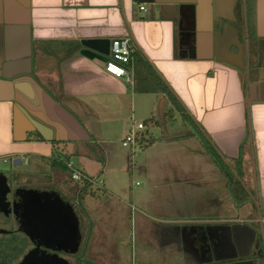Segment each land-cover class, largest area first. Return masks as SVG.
<instances>
[{
  "label": "crops",
  "instance_id": "0c3cea01",
  "mask_svg": "<svg viewBox=\"0 0 264 264\" xmlns=\"http://www.w3.org/2000/svg\"><path fill=\"white\" fill-rule=\"evenodd\" d=\"M93 38L133 41L132 83L81 55V41ZM133 128L152 153L142 169L156 173H143L150 185L128 196L137 226L173 220L153 229L156 264H264V0H0L6 194L37 187L42 195L54 180L76 204L91 198L98 209L116 196L109 177L128 171L122 143ZM196 130L228 162L241 161L250 194L242 204ZM17 158L25 169L13 166ZM57 158L100 178L102 191L87 190L80 203ZM90 231L80 247L93 258Z\"/></svg>",
  "mask_w": 264,
  "mask_h": 264
},
{
  "label": "rangeland",
  "instance_id": "374dc122",
  "mask_svg": "<svg viewBox=\"0 0 264 264\" xmlns=\"http://www.w3.org/2000/svg\"><path fill=\"white\" fill-rule=\"evenodd\" d=\"M140 118L142 121L144 120L143 117ZM154 128L150 124L148 130H150L152 136L157 137L159 135ZM151 155V152L145 154L143 150H138L134 159L131 154L129 155L128 165L126 162L128 171L123 174L122 172L113 174L108 179L113 188L112 190L116 194L115 198L99 204L98 209L93 207L94 203L90 202L91 198H88L84 204H76V200H72L74 195L71 193H67L66 196L63 195L62 186H57L53 180L51 183L53 186L46 185L43 190L46 195L37 194L39 190H42V188L37 187L29 192L25 191L26 197L29 195L28 200L22 214L18 217L13 202L11 203V193L6 194L1 189L4 186L3 180H0V236H7L10 232L16 231L20 233L19 237L24 240L25 238L22 236L24 233H30L33 237L40 238L41 234L49 235L50 230L53 231L56 234V243L48 241V244L50 243L49 248L41 249L37 253L41 254L50 250L44 256L47 258L51 254V258L46 259V264H156L157 260L153 257L154 249L151 243L153 229H167L171 226L173 220L166 219L168 221L165 222L163 218L160 223L146 217L145 228L151 227L149 228L151 230L150 241H147L144 239L146 238V229L143 230L144 227L140 226V223L137 226L138 212L130 208V200L128 199L131 192L136 193L141 187L150 185L151 182L148 181L147 183L145 175L142 176L143 173L151 174L152 172L155 176L156 173L153 169H146V171L142 169L145 166L146 159L149 157L150 160L152 159ZM77 161L75 158L74 162ZM11 167L13 166L9 165L6 169ZM26 167V165L21 166L23 169ZM95 167V164L90 165L93 170ZM68 176L70 177L69 170ZM22 177L19 176V181L15 178L13 180L20 184V181L23 180ZM100 191L102 190L94 188L93 194L96 193V196ZM52 194L54 196L51 203H47ZM84 205L91 210L90 218L92 220L89 219ZM83 212L89 220L86 221ZM148 215L150 218H158L152 210L148 212ZM55 217L59 219L58 224H53ZM92 226L94 227L93 231H90ZM84 230H88L92 234L93 239L89 246L92 252L91 255L95 256L93 258H90V254L83 252L80 247L83 242ZM24 241L27 243V240ZM77 245L80 247L78 251ZM29 251L30 245L27 243L24 254L14 264H18ZM62 251L69 253L72 257H68L69 254H64Z\"/></svg>",
  "mask_w": 264,
  "mask_h": 264
},
{
  "label": "trees",
  "instance_id": "16d2710c",
  "mask_svg": "<svg viewBox=\"0 0 264 264\" xmlns=\"http://www.w3.org/2000/svg\"><path fill=\"white\" fill-rule=\"evenodd\" d=\"M135 62L136 64L141 62V58L139 57V55L135 56ZM161 88L162 90H164L163 87ZM172 100L175 104H177L176 100H174L173 98ZM179 108L181 107L179 106ZM195 135L198 137L199 141L201 142V145L204 148L208 157L216 164L220 172L226 178L228 188L232 193L236 204L238 205L242 204L244 201L248 199L250 194L242 186L241 183V161H235L233 163L228 162L223 156H221L218 153V151L213 147L212 143L204 135H202V133H199L196 130ZM149 145H151V143ZM69 160H70L69 158L68 159L57 158L54 161V167L68 174L67 163L69 162ZM87 195H88L87 189L81 190L78 193V201L81 203V201ZM26 247H27V243L19 236H15L11 234V236L7 235L1 237L0 264L17 263V261H19L21 256L24 254Z\"/></svg>",
  "mask_w": 264,
  "mask_h": 264
},
{
  "label": "built area",
  "instance_id": "2783aa9c",
  "mask_svg": "<svg viewBox=\"0 0 264 264\" xmlns=\"http://www.w3.org/2000/svg\"><path fill=\"white\" fill-rule=\"evenodd\" d=\"M140 9L141 11H146L145 7ZM135 51L136 47L130 38L113 40L111 42L109 60L105 63L106 72L117 79H125L128 83H132L129 66L134 63L133 55ZM143 128V123L137 125V130H142ZM141 141L140 134L133 128L122 143L123 147L130 151L133 159L138 150L143 148ZM67 169L70 171V180L77 186L79 192L85 189L94 190V188L101 189L103 187V182L100 178L89 177L79 170L73 162L69 161L67 163Z\"/></svg>",
  "mask_w": 264,
  "mask_h": 264
},
{
  "label": "flooded vegetation",
  "instance_id": "af4514ba",
  "mask_svg": "<svg viewBox=\"0 0 264 264\" xmlns=\"http://www.w3.org/2000/svg\"><path fill=\"white\" fill-rule=\"evenodd\" d=\"M25 191H22L20 190L19 188H15L13 192H11V203L13 202V205H14V208L16 209L17 211V216L20 217V215L22 214L23 212V209H24V206L28 200V196L26 197L25 195ZM42 195H46L45 191H41ZM49 196V195H48ZM53 194H52V197H49L50 200L47 202V203H51L52 201V198H53ZM59 222V219L57 217H55V220H53V224H58ZM46 226V225H45ZM17 231H19L17 229ZM15 235V236H19L20 233H17L16 231H13V232H10L8 235ZM56 234H54L53 231L50 230V233L49 235H46V234H43L42 237L40 238H35L33 237L32 235L29 234H26L24 233L22 236L25 238L24 240H27V243L30 245V251L28 252V254H26L24 256V258H22V260L18 263V264H24L26 262V264H46V259L48 258H51V254L48 255V257H44L46 255V252H49V251H45V253H39L37 254L41 249H47L49 248L48 245L50 243H56L55 242V239H56ZM3 237V236H0V238ZM48 241H50V243L48 244ZM38 251L36 252V258H31V256H33L34 254V251ZM64 253V251H62ZM64 254H69V253H64ZM68 257H72V255L69 254ZM31 258V260L29 261H26L27 259Z\"/></svg>",
  "mask_w": 264,
  "mask_h": 264
},
{
  "label": "water",
  "instance_id": "95a60500",
  "mask_svg": "<svg viewBox=\"0 0 264 264\" xmlns=\"http://www.w3.org/2000/svg\"><path fill=\"white\" fill-rule=\"evenodd\" d=\"M111 42L112 41L110 39H103V38H93V39L82 40L81 46L83 49L81 51V55L91 60L96 59V60L106 63L109 60V56H110ZM13 166L14 167L23 166L22 159L20 158L15 159L13 162ZM42 236L43 234H41L40 237ZM36 252L38 251L36 250ZM36 252L34 251L33 256H31L32 260L33 258H36ZM31 258L27 259L26 261L28 260L30 261ZM24 264H26V262Z\"/></svg>",
  "mask_w": 264,
  "mask_h": 264
}]
</instances>
